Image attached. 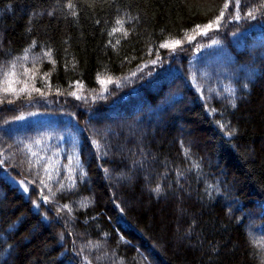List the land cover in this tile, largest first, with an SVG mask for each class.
<instances>
[{
    "label": "trees",
    "instance_id": "obj_1",
    "mask_svg": "<svg viewBox=\"0 0 264 264\" xmlns=\"http://www.w3.org/2000/svg\"><path fill=\"white\" fill-rule=\"evenodd\" d=\"M235 4L0 0V264H264V0Z\"/></svg>",
    "mask_w": 264,
    "mask_h": 264
},
{
    "label": "snow or ice",
    "instance_id": "obj_2",
    "mask_svg": "<svg viewBox=\"0 0 264 264\" xmlns=\"http://www.w3.org/2000/svg\"><path fill=\"white\" fill-rule=\"evenodd\" d=\"M235 6H236L237 8H239V6H240V0H236V4H235ZM67 7L71 9V8L74 7V5H73L71 2H69V3L67 4ZM225 7H227V5H225ZM247 15H248L249 17H252V16H253V13L250 11V12L247 13ZM222 17H223V12H221L220 16H218V17L216 18L215 23H216L217 26L219 25V21H220V19H221ZM235 18H236V19H239L240 17H239V16H236ZM253 18H254V17H253ZM116 23H117V24H121L122 21L117 20ZM212 26H213V22H210L209 24L204 25V31L206 32L208 29H211ZM197 28H200V26L197 25ZM113 31H116V29H113ZM179 43H180V41H176V42H175V44H179ZM173 46H174V45H173ZM161 47L167 48V47H169V44H167V43L161 44ZM26 58H27V56H25V59H26ZM14 68H15V65L13 64V65H12V69L9 70L8 72H5V73H4L5 77H9V76H11V77H15L16 73H15V71H14ZM13 82H14L13 80H8V79L5 80V83L8 84V87L5 88V91H12V92L15 94V89H13V88L11 87V85H12ZM100 82H101L102 84L105 83V81H103V80H101ZM37 91H38V90H37ZM232 107H235V104H233ZM229 135H232V132H229ZM158 190H159V188L157 187L156 191H158ZM25 191H27V189H25Z\"/></svg>",
    "mask_w": 264,
    "mask_h": 264
},
{
    "label": "rangeland",
    "instance_id": "obj_3",
    "mask_svg": "<svg viewBox=\"0 0 264 264\" xmlns=\"http://www.w3.org/2000/svg\"><path fill=\"white\" fill-rule=\"evenodd\" d=\"M187 104H189V103H187ZM130 186L132 187V185L130 184ZM128 204H130V203H128Z\"/></svg>",
    "mask_w": 264,
    "mask_h": 264
}]
</instances>
